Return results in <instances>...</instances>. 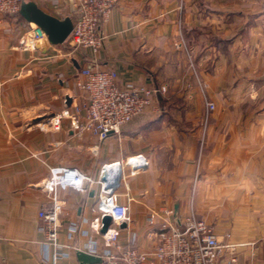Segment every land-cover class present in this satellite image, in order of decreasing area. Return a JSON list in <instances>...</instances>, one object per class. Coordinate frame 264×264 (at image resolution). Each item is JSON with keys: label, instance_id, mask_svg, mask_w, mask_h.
Listing matches in <instances>:
<instances>
[{"label": "crops", "instance_id": "1", "mask_svg": "<svg viewBox=\"0 0 264 264\" xmlns=\"http://www.w3.org/2000/svg\"><path fill=\"white\" fill-rule=\"evenodd\" d=\"M32 1L59 18L77 17L72 0ZM32 24L0 14V264H80L76 250L101 239L92 227L101 185L59 188L58 236L69 247L54 259L38 216L51 205L44 186L54 166L96 180L119 174L111 192L129 203L128 230L144 249L159 242L151 211L172 209L173 219L193 212L220 236L230 233L221 239L233 246L216 264H264V0H119L96 54L47 39L32 44ZM94 58L115 68L120 84L167 86L104 140L74 129L69 117L51 126L80 99L78 71ZM134 156L146 165L133 164Z\"/></svg>", "mask_w": 264, "mask_h": 264}, {"label": "built area", "instance_id": "2", "mask_svg": "<svg viewBox=\"0 0 264 264\" xmlns=\"http://www.w3.org/2000/svg\"><path fill=\"white\" fill-rule=\"evenodd\" d=\"M22 1L0 0V14H18ZM118 2L72 0L77 17L73 21L72 31L63 42L67 44L68 51L91 50L94 54L98 53L106 37L102 23L108 20ZM31 28L29 41L32 44L47 39L46 33L36 24H32ZM76 85L80 90V99L71 109H64L54 116L51 126L60 129L62 118L69 117L74 129L90 131L102 140L112 133H119L124 125L149 110L158 95L167 91L166 85L120 84L117 70L101 67L95 58L79 69ZM207 107L213 110L216 104L208 100ZM110 168L107 169L109 173ZM95 183L100 184L101 192H104L99 200V214L92 223L101 239H91L87 248L80 249L100 256V264H216L222 249L233 246L221 239V236L228 238L229 232L220 236L193 212L173 219V210L163 209L159 212L153 210L148 216L152 233L159 237V242L150 249H144L139 244L136 232L128 230V226L120 227L122 222L128 224L131 221L130 206L129 203L120 202L117 195L111 192L114 187H104L105 183L100 179L84 174L75 166H54L50 168V177L44 186L51 193V205L38 211L42 219L39 229L45 235V244L55 249L54 259L66 256L67 253L60 249L69 247L61 243L58 236L64 205L58 197V189L87 191ZM105 214L112 216V222L108 230L102 233L100 229ZM125 230L127 234L122 235ZM76 231V224L70 226L69 237ZM237 261V256L230 259V263Z\"/></svg>", "mask_w": 264, "mask_h": 264}, {"label": "water", "instance_id": "3", "mask_svg": "<svg viewBox=\"0 0 264 264\" xmlns=\"http://www.w3.org/2000/svg\"><path fill=\"white\" fill-rule=\"evenodd\" d=\"M19 13L29 22L36 24L47 35V39L51 44H62L73 28V19L70 16L59 18L54 16L42 8H40L36 2L32 0H23L20 6ZM70 100V99H69ZM131 162L138 167L146 165V159L144 156H134L131 158ZM120 175L116 174L112 179L107 177V173L102 174L100 180L105 183L104 187H116L119 184ZM95 189L90 191V195H94ZM112 222V216L105 214L102 218L103 226L101 232L105 233ZM127 222L120 224L121 228L127 227ZM76 256L80 264H100L102 258L98 255L86 252L82 249L76 250Z\"/></svg>", "mask_w": 264, "mask_h": 264}, {"label": "rangeland", "instance_id": "4", "mask_svg": "<svg viewBox=\"0 0 264 264\" xmlns=\"http://www.w3.org/2000/svg\"><path fill=\"white\" fill-rule=\"evenodd\" d=\"M46 127L48 128V126L46 125Z\"/></svg>", "mask_w": 264, "mask_h": 264}]
</instances>
